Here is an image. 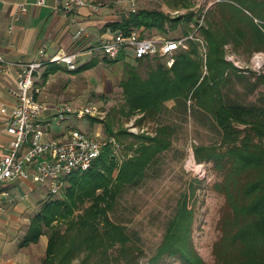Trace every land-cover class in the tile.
<instances>
[{
	"label": "trees",
	"instance_id": "1",
	"mask_svg": "<svg viewBox=\"0 0 264 264\" xmlns=\"http://www.w3.org/2000/svg\"><path fill=\"white\" fill-rule=\"evenodd\" d=\"M191 1L165 0L169 7L187 10L176 17L141 9L104 27L125 34L134 29L156 31L166 37L182 26L190 28L183 37H167L177 40L192 34L204 15L198 36L207 48L206 62L199 43L190 41L187 51L177 52L172 67L159 57L126 64V79L121 83L124 103L107 113L111 123L105 124V131L119 143L130 140L129 154L120 162L116 152L107 148L89 171L68 177L64 199L43 203L20 243L24 248L47 236L42 264H142L143 249L110 213L124 193L144 185L160 156L172 147L176 128L160 122L168 102L175 103L174 112L185 115L190 104L208 114L220 130L217 143L194 147L196 163L212 164L218 173L220 181L215 190L225 199L220 238L213 247L216 264H264V74L239 70L225 59L229 45L235 53L240 49L249 54L264 52V0H214L200 16L190 10ZM121 59L125 57L107 61L115 64ZM96 64L92 60L72 72L79 74ZM60 68L46 70L44 81ZM247 81L249 95H258L255 102L231 99L236 82ZM119 115L127 120L138 116V126L152 122L157 127L153 135L120 129L114 133L112 122ZM190 218L184 199L147 264H163L164 258L178 259L182 264H206L192 247Z\"/></svg>",
	"mask_w": 264,
	"mask_h": 264
},
{
	"label": "rangeland",
	"instance_id": "2",
	"mask_svg": "<svg viewBox=\"0 0 264 264\" xmlns=\"http://www.w3.org/2000/svg\"><path fill=\"white\" fill-rule=\"evenodd\" d=\"M213 3L214 0H192L190 10L200 16L202 12L206 13ZM141 9L160 10L170 17L187 12L181 6L176 8L167 6L165 0H150L146 5L141 6ZM107 12L106 9H102L98 13L104 15ZM189 29L182 26L171 31L168 36L183 37ZM146 34L149 37L161 36L156 31ZM161 37L167 38L166 36ZM75 49L81 55L86 51L82 48H80L81 50ZM257 53L264 52L249 54L240 49L236 54L243 63H248ZM91 59L97 61L96 66L78 75L68 74L63 69L57 71V76L51 77L47 89L42 91L41 101L49 104V101L55 98L57 104L69 102H75L78 105L96 104V106L102 107L101 110L106 115L113 108L121 107L124 103L121 83L126 79L125 67L126 64L135 65L134 61L125 58L113 64L109 63L107 59L105 61L100 53L95 52L91 57L86 55L80 58V65L88 63ZM36 84L39 85L37 87L42 86L41 78L37 80ZM249 89L248 81L244 84L236 82V88L230 93V97L243 103L255 102L258 95L257 93L249 95L251 94ZM167 105V111L161 117L160 122L172 124L176 128L172 147L160 156L157 164L149 171V176L141 188L127 191L122 195L114 213H110L111 218L124 225L130 235H134L135 240L145 253L141 263L147 264L148 259L154 256L161 246L167 229L179 211L182 201L187 199L188 210L191 214L192 247L206 264H216L213 247L220 238L219 221L225 204V199L215 190V184L220 181V177L212 169V164H203L206 170L205 178H200L196 175V171L191 170L190 167H193L191 149L194 154L195 146L217 143L221 138L220 130L208 114L194 110L190 104L186 115L174 112V102H168ZM106 115L103 120L95 119L96 123H93L90 118H85L82 120L73 119L69 124H58L53 118H50L49 130L51 135H57L71 125L91 136L107 139L105 124L111 123V119L109 121ZM138 118L135 116L127 120L119 115L118 120L112 122L114 133L120 129L135 135L144 133L153 135L157 127L156 123L150 122L138 126L136 122ZM91 119L94 120V118ZM96 127L97 131L94 130ZM129 143L130 140L127 138L118 142L119 146L116 148L118 161L121 162L127 158ZM193 169L195 168L193 167ZM65 193L66 190L60 195L52 197L47 190L41 188L34 190L25 199H40V202L35 205V210H40L44 201L64 199ZM4 209V205L1 204L0 210ZM163 261V264H182L178 259L173 258H164Z\"/></svg>",
	"mask_w": 264,
	"mask_h": 264
},
{
	"label": "built area",
	"instance_id": "3",
	"mask_svg": "<svg viewBox=\"0 0 264 264\" xmlns=\"http://www.w3.org/2000/svg\"><path fill=\"white\" fill-rule=\"evenodd\" d=\"M65 16H69L77 9L90 8L98 13L102 9H108L110 3L93 2V0H57ZM150 0H116L124 9L125 16L136 14L141 6ZM37 6L46 5L45 0H37ZM2 0H0V8ZM27 13V6L19 4L14 13V20L20 19ZM204 15L201 17L195 31L187 37L177 40L163 38L161 36L149 37L143 29L132 30L129 34L122 31L109 29L108 35L102 37L98 45L90 47L89 52L100 53L104 59L115 61L121 56L130 60H140L148 57H159L166 61L168 67L175 63V55L179 51H187L189 42L199 43V49L206 62L207 48L198 36L199 29L203 26ZM86 33L81 27L74 36V42L79 41ZM149 34V33H148ZM225 59L234 67L245 72L256 74L264 73V53L255 54L248 63H243L229 46L225 47ZM47 47L40 49L37 59L20 65L17 72L16 87L11 91L15 98V106L12 114L5 119L0 127V136L9 138L7 146L0 153V195L9 197L6 187L17 179L30 180L47 190L49 195H60L67 187V179L76 173L89 171L107 148L117 152L118 142L114 137L103 139L91 136L83 130L74 128L69 131L64 141L52 139L48 136V127L44 122V116L48 108L46 104L36 98L37 91L34 88L36 75L49 63H59L69 71L78 68V58L81 53L59 52L48 61L46 60ZM7 63L0 59V68L5 69ZM102 107L96 104H75L72 102L61 103L54 109L51 118L58 124H63L73 119L82 120L94 118L103 120L105 113ZM192 166L197 169L196 175L206 177L203 164H197L194 160L193 150ZM191 161V162H192ZM1 208V203H0Z\"/></svg>",
	"mask_w": 264,
	"mask_h": 264
},
{
	"label": "crops",
	"instance_id": "4",
	"mask_svg": "<svg viewBox=\"0 0 264 264\" xmlns=\"http://www.w3.org/2000/svg\"><path fill=\"white\" fill-rule=\"evenodd\" d=\"M36 1L2 0L0 8V59L5 61L7 65L5 69L0 68V127H2L5 119L12 114L15 106V98L11 91L16 87L17 72L20 65L37 59L40 49L46 46L47 61L62 51L79 53L75 51V48L77 50L85 49V53L78 58L79 68L81 66L80 58L86 55L91 57L90 47L98 45L100 39L108 35L109 29L104 30V27L109 23L120 21L124 17V9H126V7L123 9L122 6L116 4V0H104V2L110 3V7L106 9L108 12L104 15L95 13L90 8H82L75 10L69 16H65L57 0H45L46 5L42 7L37 6ZM97 1L103 0H93V2ZM19 4L27 6V13L20 19L14 20V13ZM81 27L86 29V33L79 41L74 42V36ZM57 66L61 67L59 71L63 69L68 74L78 75L59 63L48 64L47 62V65L35 78L36 98L40 101L42 91L47 89L51 77L57 76V71L49 75L46 81L42 77L46 70ZM40 78L42 86L37 87L39 85L36 82ZM45 104L48 110L45 113L43 123H46L48 127V136L64 141L68 137L69 131L75 127L69 125L62 133L51 135L49 119L54 114V109L61 103H55V98H53L49 104ZM72 121L65 123L69 124ZM97 127L94 128L95 131H97ZM8 142L9 138L6 135L0 136V153ZM6 189L9 192V197L0 195V203L5 208L0 210V264H42L48 245L47 236H42L37 244H31L24 248L20 247L32 219L39 211L35 210V205L40 202V199L25 198L41 187L30 180L17 179ZM1 191L2 189H0ZM32 212L34 213L32 214Z\"/></svg>",
	"mask_w": 264,
	"mask_h": 264
},
{
	"label": "bare ground",
	"instance_id": "5",
	"mask_svg": "<svg viewBox=\"0 0 264 264\" xmlns=\"http://www.w3.org/2000/svg\"><path fill=\"white\" fill-rule=\"evenodd\" d=\"M191 163H193V162H191Z\"/></svg>",
	"mask_w": 264,
	"mask_h": 264
}]
</instances>
